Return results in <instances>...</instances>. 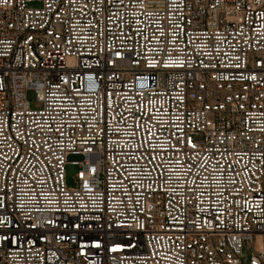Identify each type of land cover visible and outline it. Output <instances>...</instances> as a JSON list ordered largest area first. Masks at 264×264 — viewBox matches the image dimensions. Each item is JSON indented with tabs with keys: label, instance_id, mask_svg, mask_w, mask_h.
Segmentation results:
<instances>
[{
	"label": "built area",
	"instance_id": "1",
	"mask_svg": "<svg viewBox=\"0 0 264 264\" xmlns=\"http://www.w3.org/2000/svg\"><path fill=\"white\" fill-rule=\"evenodd\" d=\"M0 264H264V0H0Z\"/></svg>",
	"mask_w": 264,
	"mask_h": 264
},
{
	"label": "rangeland",
	"instance_id": "2",
	"mask_svg": "<svg viewBox=\"0 0 264 264\" xmlns=\"http://www.w3.org/2000/svg\"><path fill=\"white\" fill-rule=\"evenodd\" d=\"M28 99L31 102V105L33 108H37L38 107V102L36 100L35 94L32 92L28 93ZM73 159V158H72ZM78 171L77 167L74 166H68L67 167V182L70 186L74 185V179H75V175ZM246 249V253L248 256L252 255V245L251 243L246 244L245 246Z\"/></svg>",
	"mask_w": 264,
	"mask_h": 264
}]
</instances>
